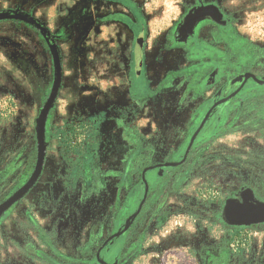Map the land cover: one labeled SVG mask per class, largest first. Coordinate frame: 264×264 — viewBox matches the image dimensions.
Instances as JSON below:
<instances>
[{
    "label": "rangeland",
    "instance_id": "1",
    "mask_svg": "<svg viewBox=\"0 0 264 264\" xmlns=\"http://www.w3.org/2000/svg\"><path fill=\"white\" fill-rule=\"evenodd\" d=\"M201 3L221 9L225 26L204 19L178 40ZM8 10L38 20L59 48L64 82L52 116L63 118L51 125L73 121L69 140L81 142L91 119L102 120L67 163L61 190L8 219L29 240L14 246L9 216L1 223L0 264H264V224L221 216L243 187L264 201V0H0ZM52 80L41 33L0 20V160L9 165L0 199L12 190L5 180L33 165L34 119ZM192 137L184 164L147 171L145 194L142 171L179 163Z\"/></svg>",
    "mask_w": 264,
    "mask_h": 264
},
{
    "label": "flooded vegetation",
    "instance_id": "2",
    "mask_svg": "<svg viewBox=\"0 0 264 264\" xmlns=\"http://www.w3.org/2000/svg\"><path fill=\"white\" fill-rule=\"evenodd\" d=\"M202 6H215V4H206V3H201V5H196L191 7L187 13L184 15L183 19L190 14H193V12L198 9L199 7ZM217 8V7H216ZM218 11L221 13L222 15V20L220 21V23H218L221 27L225 26L226 23V19L223 15V12L221 11V9L217 8ZM8 11H15V10H8ZM1 12V11H0ZM15 12H20V13H24L21 11H15ZM26 14V13H24ZM28 15V14H26ZM29 16V15H28ZM31 17V16H29ZM32 19L36 20L35 18L31 17ZM23 21V20H22ZM41 27L45 30L46 28L38 21L36 20ZM25 22V21H24ZM27 23V22H25ZM29 26L35 28L34 26L30 25L29 23H27ZM138 25V24H137ZM195 28V27H194ZM193 28V31L195 33V29ZM36 30H38L41 35L43 36L42 32L35 28ZM142 30H143V25L140 22L139 26L135 27V37L133 39V43H134V51H133V55H134V75L135 78L136 76L139 74V66L141 63V56H142V46H143V34H142ZM46 31L49 34V37L52 39V41L54 42V44L57 47V51L59 53V57H60V63H61V84L57 93V97L54 101V104L52 106V108L49 110L48 115H47V119H46V124H45V142H46V152H45V158H44V162H43V166H42V170L40 172V175L38 177V179L36 180V182L33 184V186L27 191V193L16 203H14L12 206H10L1 216H0V225L1 223L4 221V219L6 217L9 216V214H11L13 212V210L17 207L18 204H20L22 201L26 200L29 196H32L30 199V202L28 203V206L25 207L21 213H23L24 215L27 214L26 211L30 212L33 210V208H35L36 206L40 205L41 203H39L41 198H52L54 196V194L57 192V189L60 188V183L59 181L61 179H63V185H65L66 183V176H68V164L70 161L73 162L74 160H77V157L79 156V154H81V152L85 149L86 146V141L87 140H92L93 138L96 137V133H98V130L95 129V126L98 125L102 118L99 120L98 117H94L93 119H91L90 123H89V127L87 128L86 134L83 136V139L80 141H76V142H70L69 140V136L74 132L73 130V121H63L62 126L58 127L57 125H51V124H57V122H59L60 120H62L61 118L63 117H58L56 116V118H53L52 116V112L53 110H55V107L58 106V101L60 98V94L62 91V87H63V82H64V77H63V66H62V57L59 51V48L57 46L56 41L53 39V37L51 36V34L49 33L48 29H46ZM191 32V28H189V26L186 24H183V20H182V24L179 26L178 28V40H189L190 37L192 36ZM43 38L45 39L49 50H50V54H51V58H52V64H53V80H54V62H53V55L49 46V43L46 39V37L43 36ZM244 78H249V79H255L254 75L251 73H244ZM53 80H52V85H53ZM257 82H260L259 80H256ZM51 85V88H52ZM51 91V89H50ZM50 92L48 93V95H46V97L43 100L42 103V107L45 104L48 96H49ZM220 102H217L215 105H219ZM41 107V109H42ZM40 109V111H41ZM40 113V112H39ZM39 113L37 114L39 116ZM38 116L35 117L34 119V130H33V136H32V140L34 142V160H33V165L30 166L31 164L28 163L27 165L23 166V167H19V170H17L13 175L11 179H7L5 180V184L8 183V187H11V192H9L8 194H5L3 197H1L0 199V204L3 203L7 198H9L12 194H14L16 191H18L21 187H23L25 185V183H27V181L29 180V178L31 177L33 171H34V167L36 164V157H37V142H36V132H35V126H36V120L38 118ZM55 119L53 121V119ZM52 119V120H51ZM99 120V122H98ZM53 139H56V141L58 142L57 146H56V150H54V152L57 153V161L54 165H51L50 161L47 159V152L49 150V142ZM191 147V146H190ZM190 149V148H189ZM189 149L187 148L186 153L183 157V159L179 162V163H173L174 165H180V164H184L186 159H187V155L189 154ZM70 154L71 156L67 155ZM15 160V159H14ZM170 163V162H166L163 164H157L151 167H147L144 170V178L145 175L147 173V171L149 169H153V168H160V167H169V166H164L165 164ZM173 165V166H174ZM9 167V165H6V163H2V161L0 160V185L2 184L1 182L4 181V178H2L1 176L6 174V170ZM48 171L50 174L47 176H44L45 172ZM143 170V171H144ZM143 171L141 173V178L143 177ZM5 178H8L7 175H4ZM44 176V177H43ZM2 178V179H1ZM143 181V180H142ZM62 183V182H61ZM245 188H250L255 197L261 201H263L262 199H260L256 192L254 191V189H252L251 187H243L242 189H240L239 191L245 189ZM238 191V192H239ZM147 193V192H146ZM38 194V195H36ZM228 199H235V196L228 198ZM227 199V200H228ZM145 200V198H144ZM143 200V204L144 201ZM219 200H217L218 202ZM226 202V201H225ZM224 202V204H225ZM264 202V201H263ZM142 204V205H143ZM222 205V209L223 206ZM142 207V206H141ZM30 217L29 221H34L31 213H29ZM222 216V214H221ZM35 228H33V232L36 233L37 235L39 234L37 232L38 230V226L35 224L34 225ZM61 227H63V223L62 222H58L57 226H56V230L58 231V229H61ZM24 228V227H23ZM234 228V227H233ZM22 228H20L21 230ZM26 230L21 231V233H25ZM122 231V230H121ZM120 232V231H119ZM238 232V231H236ZM27 234L23 235L25 240L28 241L29 236H26ZM14 246H21V244L19 243H13ZM98 261H102L101 259L98 258ZM103 262V261H102ZM100 263V262H99ZM116 264V263H115Z\"/></svg>",
    "mask_w": 264,
    "mask_h": 264
},
{
    "label": "water",
    "instance_id": "3",
    "mask_svg": "<svg viewBox=\"0 0 264 264\" xmlns=\"http://www.w3.org/2000/svg\"><path fill=\"white\" fill-rule=\"evenodd\" d=\"M19 19L23 20L30 25L34 26L35 28L39 29L43 36L46 37L52 55H53V62H54V80L53 85L50 91V94L43 105L39 116L36 120L35 132H36V142H37V157H36V164L34 167V171L23 187H21L18 191L12 194L9 198H7L3 203L0 204V216L14 203L19 201L27 191L33 186V184L38 179L40 172L42 170L45 152H46V142H45V124L49 110L52 108L54 101L57 97V93L61 84V63L59 53L57 51V47L49 37L48 32L46 29L44 30L41 25L28 15L20 12L15 11H1L0 12V20L2 19ZM208 19L215 23H220L222 20V15L218 11L215 6H202L196 9L193 14L187 15L183 19V24L188 25L191 28V32L193 28L197 25L198 22ZM224 102L222 100L220 103ZM194 137H192L191 142L188 146L190 148ZM173 163H167L164 166H173ZM146 170L143 171L142 180L145 184V194L147 192V184L144 178V173ZM145 198V196H144ZM141 205L139 206L138 210L136 211L135 215L141 209ZM222 218L224 222L230 226L235 227H249L253 225H260L264 224V202L257 199L250 188H245L237 193L235 199H228L226 200L223 209H222ZM126 227L120 231L115 233L110 239L122 234L125 231ZM101 264H104L102 261H99ZM115 264V263H114Z\"/></svg>",
    "mask_w": 264,
    "mask_h": 264
},
{
    "label": "crops",
    "instance_id": "4",
    "mask_svg": "<svg viewBox=\"0 0 264 264\" xmlns=\"http://www.w3.org/2000/svg\"><path fill=\"white\" fill-rule=\"evenodd\" d=\"M58 142L56 141V139H53L49 142V150L47 152V159L50 161L51 165H54L57 161V153L54 152V150H56V146H57ZM46 171V170H45ZM44 176H48L50 173L48 171H46L44 173ZM43 176V177H44ZM38 195V194H36ZM32 196H29L26 200L22 201L20 204L17 205V207L13 210L12 215H9V217L6 219L5 221V225H7V227L11 230V234L9 235L12 239H13V243H19L20 240L23 238V235L21 233V231L23 230H27L26 228H22L20 230L21 227H18L16 225H11L12 222H10L8 219L12 218L13 220H16L17 217H20L19 215L22 214V216L24 215L23 213H21V211L28 206V203L30 202V199ZM29 207V206H28ZM20 244V243H19Z\"/></svg>",
    "mask_w": 264,
    "mask_h": 264
}]
</instances>
